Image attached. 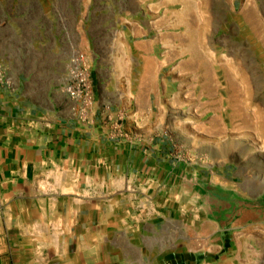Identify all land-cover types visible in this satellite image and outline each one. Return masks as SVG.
Here are the masks:
<instances>
[{"label":"crops","instance_id":"1","mask_svg":"<svg viewBox=\"0 0 264 264\" xmlns=\"http://www.w3.org/2000/svg\"><path fill=\"white\" fill-rule=\"evenodd\" d=\"M232 3L239 29L264 18V0ZM0 8V264H264V182L221 155L177 162L163 128L168 8L106 7L99 24L90 0ZM75 54L92 69L91 124L62 90Z\"/></svg>","mask_w":264,"mask_h":264},{"label":"rangeland","instance_id":"2","mask_svg":"<svg viewBox=\"0 0 264 264\" xmlns=\"http://www.w3.org/2000/svg\"><path fill=\"white\" fill-rule=\"evenodd\" d=\"M216 3L90 0L97 9L96 24L114 20L106 7L144 4L170 10L169 21H175L170 31L176 33L169 37L176 45L167 49L175 58V79L170 96L160 94L159 115L174 139L176 161L184 163L191 151L208 159L221 155L225 163L254 172L264 182V18L256 15L254 29H239L233 19L241 18L233 13L232 0H223V14L216 13Z\"/></svg>","mask_w":264,"mask_h":264},{"label":"built area","instance_id":"3","mask_svg":"<svg viewBox=\"0 0 264 264\" xmlns=\"http://www.w3.org/2000/svg\"><path fill=\"white\" fill-rule=\"evenodd\" d=\"M68 78L62 90L74 101V114L84 123L91 124L96 115V96L90 63L75 54L66 63ZM12 86L7 66L0 63V88Z\"/></svg>","mask_w":264,"mask_h":264},{"label":"bare ground","instance_id":"4","mask_svg":"<svg viewBox=\"0 0 264 264\" xmlns=\"http://www.w3.org/2000/svg\"><path fill=\"white\" fill-rule=\"evenodd\" d=\"M71 190H75V189H71Z\"/></svg>","mask_w":264,"mask_h":264}]
</instances>
